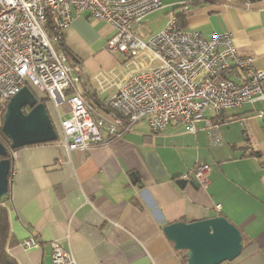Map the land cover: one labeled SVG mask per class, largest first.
Instances as JSON below:
<instances>
[{"label":"crops","instance_id":"1","mask_svg":"<svg viewBox=\"0 0 264 264\" xmlns=\"http://www.w3.org/2000/svg\"><path fill=\"white\" fill-rule=\"evenodd\" d=\"M162 2L136 25L137 31L147 26L146 34L138 31L144 39L164 28L175 6L188 3L184 29L205 37L230 33L239 54L264 70V0ZM93 18L74 17L64 38L82 60L83 96L93 97L103 115L112 89L99 88L94 75L118 62L107 49L115 30ZM263 115L264 96L218 115L207 111L195 133L174 122L155 132L142 119L122 136L88 148L69 151L59 138L19 148L12 155L6 202L12 233L8 251L18 264H50L51 242L58 241L78 264H184L163 226L220 214L246 239L241 254L227 264H264ZM206 118L219 123L222 144H211ZM199 162L215 163L207 188L182 177ZM26 238L39 245L25 247Z\"/></svg>","mask_w":264,"mask_h":264},{"label":"built area","instance_id":"2","mask_svg":"<svg viewBox=\"0 0 264 264\" xmlns=\"http://www.w3.org/2000/svg\"><path fill=\"white\" fill-rule=\"evenodd\" d=\"M162 6V0H0V102L7 103L24 85L43 92L59 116L58 138L71 151L107 143L142 119L155 132L174 122L195 133L207 111L218 115L264 96V70L239 54L228 32L205 37L184 29L172 15L161 31L147 39L139 35L136 25ZM188 10V3L180 5V11ZM82 13L108 22L115 32L107 49L125 55L94 75L99 88L112 89L103 115L83 96L82 77L46 32L49 19L61 34ZM61 103L67 105L65 117ZM205 121L211 144H222L219 123ZM214 165L196 163L182 177L207 188ZM216 209L221 212V203ZM22 245L39 243L26 238ZM51 248L50 264H78L60 242L52 241Z\"/></svg>","mask_w":264,"mask_h":264},{"label":"water","instance_id":"3","mask_svg":"<svg viewBox=\"0 0 264 264\" xmlns=\"http://www.w3.org/2000/svg\"><path fill=\"white\" fill-rule=\"evenodd\" d=\"M2 131L9 145L0 140V197L12 186L9 177L11 149L55 141L58 133L47 108V102L24 85L6 103ZM135 176V173H132ZM185 179V178H183ZM187 180V179H185ZM192 182H194L192 180ZM176 250H185L187 264H221L238 257L244 247L241 229L225 215L204 219L177 220L163 226Z\"/></svg>","mask_w":264,"mask_h":264},{"label":"trees","instance_id":"4","mask_svg":"<svg viewBox=\"0 0 264 264\" xmlns=\"http://www.w3.org/2000/svg\"><path fill=\"white\" fill-rule=\"evenodd\" d=\"M178 17L179 24L181 27H185L186 24V12L180 11V5L175 6L174 8V14ZM46 32L52 41L55 49L59 53H63L66 57L67 63H69L73 67V71L75 73L80 74V69L78 67L81 66L82 60L79 59V57L74 54V52L69 48V46L65 43V38H64V33L58 34L56 27L54 23L51 21V19L48 20V24L46 27ZM93 101H92V100ZM91 99H87L94 107L95 103L93 97ZM42 100L46 103L47 98H42ZM0 109L2 110V115H1V120H0V140L5 144L9 145L10 139L8 136L2 131V122L4 118V113L6 110V103H1L0 102ZM262 127L264 129V115H263V124ZM34 145V144H33ZM21 148V147H20ZM19 148L11 149L9 152V157L11 158V169L13 165V158H12V151L18 150ZM256 156L261 158V153L260 151L254 150L253 152ZM2 157L0 156V159ZM261 165L263 167V174H264V160L261 161ZM12 176V171L9 174V177L11 178ZM11 193V188L9 189L8 193L2 197H0V264H18L17 259L10 254L8 251V244L9 241L12 237L11 233V228H10V218H9V208L7 206V200L10 196ZM243 233V232H242ZM243 243L246 244V239L244 238V233H243ZM178 252H186L185 250H177ZM182 259L184 261V264H187V257L186 253L182 256ZM229 261H225L221 264H227Z\"/></svg>","mask_w":264,"mask_h":264},{"label":"rangeland","instance_id":"5","mask_svg":"<svg viewBox=\"0 0 264 264\" xmlns=\"http://www.w3.org/2000/svg\"><path fill=\"white\" fill-rule=\"evenodd\" d=\"M93 21H97L96 19H92ZM143 26L139 27L138 28V31H140L139 33H141L142 35L146 34L148 28L145 24H142ZM137 31V32H138ZM114 56H116L117 60L115 59L114 57V61H123L125 59V55L121 52H115L114 53ZM33 90L36 92V94L38 95L39 98H45V94L39 90H36L33 88ZM44 96V97H43ZM47 108H48V111H49V114L52 118V120L54 121L55 123V126H56V129L58 130V123H57V119H58V114H57V110L56 108L54 107L53 103L51 100H47ZM58 109L59 111L61 112L62 114V117H65L66 114L65 113V109H67V105L64 104V103H61L59 106H58ZM1 115H2V110L0 109V120H1ZM264 159V155H262V160ZM208 163V162H207ZM246 164V163H245ZM211 172H212V169H211ZM211 174V173H210ZM186 252L182 251V252H179V254L181 255V257L185 254Z\"/></svg>","mask_w":264,"mask_h":264},{"label":"clouds","instance_id":"6","mask_svg":"<svg viewBox=\"0 0 264 264\" xmlns=\"http://www.w3.org/2000/svg\"><path fill=\"white\" fill-rule=\"evenodd\" d=\"M35 92V91H34ZM36 93V92H35ZM57 130V129H56Z\"/></svg>","mask_w":264,"mask_h":264}]
</instances>
